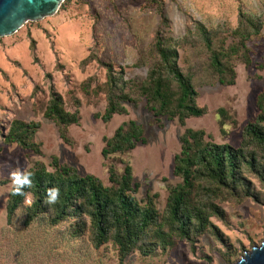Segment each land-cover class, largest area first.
<instances>
[{
    "label": "rangeland",
    "instance_id": "rangeland-1",
    "mask_svg": "<svg viewBox=\"0 0 264 264\" xmlns=\"http://www.w3.org/2000/svg\"><path fill=\"white\" fill-rule=\"evenodd\" d=\"M158 5L168 20L164 33L174 40L185 37L194 20L208 29L223 27L226 31L236 27L239 11L261 19L260 37L248 43L251 64L236 65L233 86L204 82L201 74L195 77L197 105L206 109L202 117L188 118L184 124L177 118H156L145 100L138 99L124 104V113L104 122L100 116L106 107L107 72L100 63L112 64L127 80H144L150 63L148 52L160 24ZM178 53L179 66L189 70V54L181 49ZM95 87H99L97 93L93 92ZM263 89L264 0H64L54 15L0 37V182H4L0 185V264L236 262L264 241V206L251 199L218 201L226 220L211 221L226 239L225 244L205 233L194 253L185 241L176 240L166 251L158 249L148 256L134 252L121 261L112 242L94 248L87 235H72L70 221L51 225L40 216L26 226L30 196L8 221L6 206L13 188L10 173L28 171L36 163L53 171L57 159L80 175H94L109 185L108 168L113 166L121 173L124 164H129L139 185L137 200L154 196L162 214L169 189L182 182L173 174V164L184 131H203L206 140L239 147L243 128L257 116L256 98ZM52 90L62 96L67 112L79 113L78 123L68 128V142L45 116ZM14 120L39 124L33 138L39 153L4 143L3 135ZM128 121L142 127L145 142L128 153L104 159L101 151L106 139ZM253 183L260 188L256 180Z\"/></svg>",
    "mask_w": 264,
    "mask_h": 264
},
{
    "label": "trees",
    "instance_id": "trees-1",
    "mask_svg": "<svg viewBox=\"0 0 264 264\" xmlns=\"http://www.w3.org/2000/svg\"><path fill=\"white\" fill-rule=\"evenodd\" d=\"M157 13L160 24L148 52L150 63L144 80H127L123 71H115L112 64L100 63L107 72L106 107L100 116L104 122L124 113V104L136 103L138 99L145 100L147 109L156 118H177L184 124L188 118L202 117L206 109L197 105L195 77L201 74L204 82L233 86L236 65L251 64L248 43L260 37L261 19L239 11L236 27L226 31L223 27L208 29L194 20L185 37L174 40L164 33L168 20L162 5L157 6ZM179 49L190 56L186 64L189 70L178 64ZM98 91L99 87L93 89V92ZM256 107L257 116L243 128L242 142L237 148L206 140L203 131H184L180 137V152L175 155L173 164V174L182 182L169 189L162 214L154 196L146 195L142 202L137 200L139 185L134 181L129 164H124L121 173L110 166L109 185H105L98 177L80 175L75 168L55 159L53 171L42 163L28 170L33 173L32 185L24 189L23 195H14L11 189L7 219L11 221L30 196L31 203L25 209L26 226L40 216L51 225L70 221L72 235H87L94 248L112 242L121 261L134 252L148 256L158 249L166 251L176 240L185 241L194 253L198 239L205 233H211L225 244L226 239L211 221L212 218L226 220L218 201L241 203L251 199L264 206V89L256 98ZM219 112L224 115L222 109ZM45 116L68 142V128L78 123V111L67 112L62 96L52 90ZM38 126V123L14 120L3 135V141L39 153L33 141ZM144 142L142 127L134 121L124 122L106 139L101 155L106 159L128 153ZM253 180L257 181L259 189ZM2 184L4 182H0ZM53 186L60 188V198L48 205L46 191ZM230 264L233 263L230 261Z\"/></svg>",
    "mask_w": 264,
    "mask_h": 264
},
{
    "label": "water",
    "instance_id": "water-1",
    "mask_svg": "<svg viewBox=\"0 0 264 264\" xmlns=\"http://www.w3.org/2000/svg\"><path fill=\"white\" fill-rule=\"evenodd\" d=\"M64 0H0V37L16 33L24 24L57 13ZM233 264H264V241Z\"/></svg>",
    "mask_w": 264,
    "mask_h": 264
},
{
    "label": "clouds",
    "instance_id": "clouds-1",
    "mask_svg": "<svg viewBox=\"0 0 264 264\" xmlns=\"http://www.w3.org/2000/svg\"><path fill=\"white\" fill-rule=\"evenodd\" d=\"M32 172L16 170L10 173L11 182L13 185L14 195H23L25 188H30L32 185ZM60 198V188L53 186L46 191L45 203L48 205L55 204Z\"/></svg>",
    "mask_w": 264,
    "mask_h": 264
}]
</instances>
